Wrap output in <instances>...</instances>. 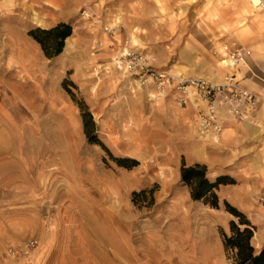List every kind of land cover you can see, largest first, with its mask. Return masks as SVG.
I'll return each instance as SVG.
<instances>
[{"label": "rangeland", "instance_id": "1", "mask_svg": "<svg viewBox=\"0 0 264 264\" xmlns=\"http://www.w3.org/2000/svg\"><path fill=\"white\" fill-rule=\"evenodd\" d=\"M235 1L236 21L264 13L255 0ZM226 4L0 0V264H235L223 234L239 219L225 201L249 220L258 213L264 119L228 116L219 134H201L195 107L155 94L118 59L128 45L159 69L222 81L232 71L223 46L241 44L219 36ZM60 22L73 36L50 59L29 31ZM206 61L216 62L209 74L185 70L204 71ZM183 163L232 182L217 190L220 208L192 198ZM263 217L253 225L264 237ZM30 239L39 246L24 251Z\"/></svg>", "mask_w": 264, "mask_h": 264}, {"label": "built area", "instance_id": "2", "mask_svg": "<svg viewBox=\"0 0 264 264\" xmlns=\"http://www.w3.org/2000/svg\"><path fill=\"white\" fill-rule=\"evenodd\" d=\"M87 15L89 13L85 12ZM223 59L228 61L229 67L236 66L251 49L241 44L232 43L223 46ZM126 63L127 69L136 74L143 84L152 83L155 94L173 92L176 102L180 106L191 105L198 111V128L201 134H208L215 130L222 131L224 119L219 109H225L235 118L244 120L256 111L262 94L255 92L242 84L234 72L228 73L223 82H216L204 77L185 76L172 73L155 66V58L143 51L135 50L125 45L118 56ZM234 70V69H233ZM257 204L264 209V185L257 194ZM264 221V217H263ZM39 240H27L22 249L32 251L38 248ZM18 248L9 247L11 257L18 255Z\"/></svg>", "mask_w": 264, "mask_h": 264}, {"label": "trees", "instance_id": "3", "mask_svg": "<svg viewBox=\"0 0 264 264\" xmlns=\"http://www.w3.org/2000/svg\"><path fill=\"white\" fill-rule=\"evenodd\" d=\"M73 34V25L69 22H60L50 28L37 27L29 31L42 47L45 55L52 59L59 56L65 47V41ZM84 126L89 133V127L94 125L90 112L83 113ZM102 145V142H98ZM119 165L132 167L137 164L136 160L130 158H115ZM132 161V163H130ZM181 181L190 189L194 200L203 201L213 208H220V197L217 192L221 184L232 183L227 176H218L211 179L205 164L194 163L187 165L183 163L181 168ZM145 192V191H144ZM134 195H139L134 192ZM227 209L233 213L239 221L232 220L230 233L223 234V242L226 249L235 250V264H264V248L257 250L252 244L255 226L246 214L225 201Z\"/></svg>", "mask_w": 264, "mask_h": 264}, {"label": "crops", "instance_id": "4", "mask_svg": "<svg viewBox=\"0 0 264 264\" xmlns=\"http://www.w3.org/2000/svg\"><path fill=\"white\" fill-rule=\"evenodd\" d=\"M227 4L224 8H221V12L224 18L228 20V30L225 31L222 28L220 29L221 34L219 35L221 38L224 37V41H232L237 40L243 46L252 49V55L247 57V64L238 66L237 70L234 69L233 72L239 77L242 84L254 90L255 92H262L264 90V13H256L257 18L250 17L246 22H243V19L235 20L237 8L235 7V0H226ZM264 1V0H263ZM238 3V2H237ZM254 4L257 6V9L264 8L262 4ZM220 27V26H219ZM73 34L71 35V37ZM70 37V38H71ZM68 41V40H66ZM207 45V44H202ZM206 68L204 71L194 73L185 69L189 72L188 75H195L199 73H207L209 74V69L211 65H215L216 62L206 61ZM183 69V67H182ZM228 73V72H227ZM209 78V77H208ZM258 109L253 113V116L256 115L262 117L264 119V100L259 102ZM223 109H219L222 111ZM186 112L193 113L194 117H196L195 108H187ZM228 119V117L226 118ZM261 124V123H260ZM263 126V124H261ZM258 213L256 215L250 214V220L254 225H258L257 217H260L261 214H264V209L258 207ZM258 235L257 231H255V235L252 239V244L257 250L262 249V244L264 243L263 234Z\"/></svg>", "mask_w": 264, "mask_h": 264}, {"label": "bare ground", "instance_id": "5", "mask_svg": "<svg viewBox=\"0 0 264 264\" xmlns=\"http://www.w3.org/2000/svg\"><path fill=\"white\" fill-rule=\"evenodd\" d=\"M255 2L256 3H260V2H262V0H255ZM262 6L264 7V1H263V4H262ZM223 51H224V48H223ZM224 53H225V51H224ZM251 54V53H250ZM250 54H246L243 58H242V60L236 65V66H234V67H230L231 69H232V71L231 72H233V69H236L238 66H240L241 64H246V61H247V57L250 55ZM231 72H229V73H231ZM207 79H208V77H206ZM237 78H239L238 76H237ZM211 80V79H210ZM225 80V78L222 80V81H216V82H223ZM214 81V80H213ZM161 95V94H160ZM263 97V96H262ZM219 113H220V116L223 118V119H226L228 116H231V117H234L231 113H229L227 110H225V109H223L222 111H219ZM250 117V116H249ZM249 117H247V118H249ZM246 118V119H247ZM259 126L260 127H262V125L261 124H259ZM212 134V133H218L217 131H215V130H211L208 134ZM256 133L257 134H259V133H261V130H259V129H257V131H256ZM217 136V135H216ZM215 136V137H216ZM217 138V137H216Z\"/></svg>", "mask_w": 264, "mask_h": 264}]
</instances>
